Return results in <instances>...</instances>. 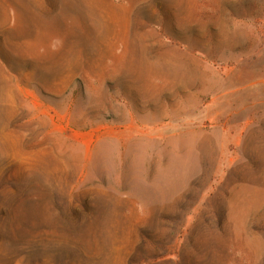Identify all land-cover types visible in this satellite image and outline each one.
Here are the masks:
<instances>
[{
	"label": "rangeland",
	"instance_id": "rangeland-1",
	"mask_svg": "<svg viewBox=\"0 0 264 264\" xmlns=\"http://www.w3.org/2000/svg\"><path fill=\"white\" fill-rule=\"evenodd\" d=\"M0 264H264V0H0Z\"/></svg>",
	"mask_w": 264,
	"mask_h": 264
}]
</instances>
